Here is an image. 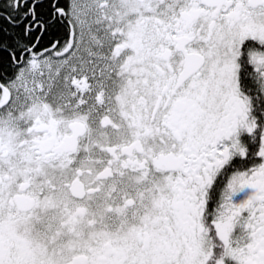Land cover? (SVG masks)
Returning <instances> with one entry per match:
<instances>
[{
    "label": "snow or ice",
    "instance_id": "1",
    "mask_svg": "<svg viewBox=\"0 0 264 264\" xmlns=\"http://www.w3.org/2000/svg\"><path fill=\"white\" fill-rule=\"evenodd\" d=\"M0 264H264V0H0Z\"/></svg>",
    "mask_w": 264,
    "mask_h": 264
}]
</instances>
